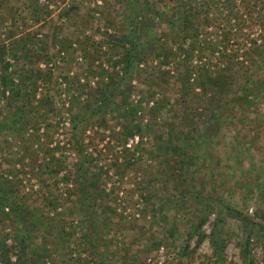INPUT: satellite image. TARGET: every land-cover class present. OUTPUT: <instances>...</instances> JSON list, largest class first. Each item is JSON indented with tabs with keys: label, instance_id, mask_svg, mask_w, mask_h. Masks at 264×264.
Wrapping results in <instances>:
<instances>
[{
	"label": "rangeland",
	"instance_id": "rangeland-1",
	"mask_svg": "<svg viewBox=\"0 0 264 264\" xmlns=\"http://www.w3.org/2000/svg\"><path fill=\"white\" fill-rule=\"evenodd\" d=\"M122 1L0 0V44L15 46L24 60L11 57L15 78L32 67L55 68L35 86L27 81L25 99L19 102L10 99V92L3 94L0 84V118L26 115L24 129L10 130L0 139V180L7 181L12 196L26 202L32 221L50 231L45 242L32 232L38 237L35 245L46 243L53 259L47 258V264H264V239L248 244V229L240 221L217 204L208 210L197 195L220 196L264 224V73L256 76L262 84L255 103H237L223 114L211 107L216 118L202 124L213 125L207 129L209 142L194 136V121L183 117V109L199 106L204 120L211 110L182 93L175 78L165 80L167 87L144 81L147 75L142 82L125 83L135 108L118 118L123 113L119 105L108 126L86 125L77 137L93 159L87 166L99 188L98 222L107 239L103 246L91 241L69 181L76 156L71 118L100 76L119 67L114 65L116 52L101 42L110 27L120 26ZM255 3L247 0L245 5L258 9L260 3ZM246 23L255 29L254 21ZM42 97L51 105L40 102ZM59 161L67 168L56 174ZM180 166L188 176L185 182L176 175ZM175 185L191 186L185 199L173 196ZM201 218L208 234L216 226L225 238L223 250L208 235L195 253L182 255L191 219ZM18 228L8 208L0 211V233L10 234L9 243Z\"/></svg>",
	"mask_w": 264,
	"mask_h": 264
},
{
	"label": "trees",
	"instance_id": "trees-1",
	"mask_svg": "<svg viewBox=\"0 0 264 264\" xmlns=\"http://www.w3.org/2000/svg\"><path fill=\"white\" fill-rule=\"evenodd\" d=\"M246 1H122L123 20L120 26L110 27V32L105 33L106 39L101 42L107 43L110 50L116 52L114 65L119 67L113 68L112 71L106 70L100 76L99 84L86 93V104L79 107L71 118L76 156L73 160L72 178L69 177V181L77 195L76 203L81 218L88 225L89 237L94 245L96 243L100 246L106 245L107 239L104 229L98 222L101 211L96 204L99 188L94 184L90 174L91 166H87V161L91 165L93 159L91 155L86 154L83 145L77 139L82 128L86 125L108 126L109 119L116 115L119 105L122 106L123 113L119 114L118 118L128 115L135 108L133 100H128L131 88L128 89L125 83L129 86L133 79L141 80L142 75H147L146 78L144 76V81L159 87H167L165 80L173 77L179 83L182 93L193 95L198 103H207L206 110L209 113L211 110L210 118L206 120L201 118L203 113L201 115L199 111L197 112L199 106L183 109V117L194 121L192 125L194 136L197 135L207 141L212 140V133L207 129L213 125L208 124V128L202 126L212 117L216 118V114H213L214 108L211 107H216L220 114H223L237 103L253 104L257 92L261 89L262 82L256 76L264 73V0H256V3H260L258 9H248L249 4L245 5ZM250 20L255 22V29L246 26V21ZM239 37L241 40H238ZM234 42H238L240 46L233 47ZM18 54L22 53L15 46L9 48L6 44H0L2 93L10 92V99L17 102L25 99L23 96L27 93V81L34 84L37 80H46V75H51L55 69L51 65L21 70L17 80L10 59L13 56L22 63L24 60ZM197 89H200V92ZM230 92H233L234 96H231ZM32 96L35 97V92H32ZM157 96L161 94L158 92ZM164 100L165 98L162 102ZM39 101H43L45 106L51 105L45 103L44 97ZM68 105L72 106L73 102ZM158 106L159 104H156L152 110L158 109ZM25 117L26 115L0 118V139H3L10 130L12 132L15 129H24L21 120L23 121ZM185 135L186 139L188 137L191 139L189 134ZM182 154H186L185 150ZM56 165L60 167L56 174L60 173L61 167L67 168L60 161ZM179 168L180 171L176 172L177 178L183 177L185 182L188 176L184 174L183 167ZM6 184V180H0V211L8 208L20 228L13 244L9 243L11 237L9 233H0V264H47L51 252L46 248V243L40 247L35 245L38 237L33 236L32 232H38L39 237L45 242L50 236V231L40 228L32 221L26 202L20 197L12 196V191L8 190ZM189 187L175 185L172 194L177 199H185L191 191ZM197 195L208 210L217 204L222 213L226 212V215L240 221L248 229V244L264 239V224L255 219V214L249 215L227 204L220 196H205L200 193ZM50 203L54 205L55 201ZM56 208L57 204L54 205V209ZM221 220L222 217L219 216L216 225ZM205 221V218L191 219L188 237L181 248L182 255L195 253L208 235L219 250H223L225 238L221 233L218 234L216 226L208 234L203 228ZM195 237H197L195 245L190 249L191 240ZM31 249H34L33 252ZM217 256L222 257L219 251ZM50 259L53 261L52 256ZM101 262L99 264H103Z\"/></svg>",
	"mask_w": 264,
	"mask_h": 264
},
{
	"label": "built area",
	"instance_id": "built-area-1",
	"mask_svg": "<svg viewBox=\"0 0 264 264\" xmlns=\"http://www.w3.org/2000/svg\"><path fill=\"white\" fill-rule=\"evenodd\" d=\"M139 139V137L138 136H135V140H138ZM134 139L132 138L131 139V141H133ZM164 252V247L163 246H161V248H160V253H163ZM149 261H151V258L149 259ZM159 264H162V262H159Z\"/></svg>",
	"mask_w": 264,
	"mask_h": 264
}]
</instances>
